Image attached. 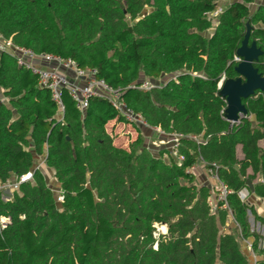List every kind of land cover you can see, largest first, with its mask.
Segmentation results:
<instances>
[{"label":"trees","instance_id":"1","mask_svg":"<svg viewBox=\"0 0 264 264\" xmlns=\"http://www.w3.org/2000/svg\"><path fill=\"white\" fill-rule=\"evenodd\" d=\"M253 1L0 0L4 39L96 69L162 136L182 135L184 157L177 162L167 146L154 155L136 125L132 142L116 143L108 125L125 119L106 98L92 97L81 112L64 90L58 119L38 77L0 53V264H252L245 240L264 264V235L250 214L264 217L239 195L264 198V93L243 99L248 113L238 123L219 94L223 78L239 76L247 22L250 42L264 51V3L251 13ZM255 66L264 75V52ZM148 80L160 83L142 88ZM201 161L230 190L215 212L210 186L190 170ZM28 172L5 200L1 186ZM158 224L167 232L156 237Z\"/></svg>","mask_w":264,"mask_h":264},{"label":"built area","instance_id":"2","mask_svg":"<svg viewBox=\"0 0 264 264\" xmlns=\"http://www.w3.org/2000/svg\"><path fill=\"white\" fill-rule=\"evenodd\" d=\"M224 4H226V1L219 2L218 7L211 12L210 16L215 18L222 11ZM2 52H6L14 56L19 66L25 67L27 70H30L32 74L38 77V84L40 87L47 88L50 91L52 100L57 105L58 119L63 118L65 110L62 96L64 90L68 91L71 98L75 101L76 107L81 112L86 110L92 97L97 96L106 98L119 112V114L124 117L126 123L133 127L136 125L141 129L146 128L152 130L153 132H157L161 136V140L165 143V146L169 148L171 155L176 159V161L180 163L184 159L183 155L179 153V145L182 135L172 134L166 135L165 137L162 136L165 134L164 131L160 127L149 126L145 122L142 114L134 111L120 97L119 89L113 88L103 79L97 77L96 69L90 67H79L73 59L63 58L59 55L36 53L32 49L16 45L11 39H4L0 35V53ZM235 60L240 62L241 58L236 55ZM223 82L224 78L219 83L220 88ZM159 83L160 82L148 80L144 81L141 87L151 89ZM2 100L3 99L0 96V103ZM242 116L243 114H241V117ZM239 120L231 123H238ZM191 138L196 141H200L198 136L192 135ZM200 168L205 171L211 181V184H209L211 188V195L208 202L212 210L215 212L221 203L223 204V207H227V196L230 193V190L228 186L219 179L216 168H206L204 162L201 161L197 165L192 166L190 170L196 173ZM31 177L32 172H28L21 177L20 181L3 184L1 188L4 191L12 192L13 188H17L19 183L29 180ZM239 195L243 201H248L249 191L247 189L240 191ZM10 198L11 196L5 200H9ZM59 200H62L61 196H59ZM8 221V218L2 217V227H5ZM155 236L159 237L156 232ZM245 241L252 250L251 242L249 240ZM254 257L256 262V256L254 255Z\"/></svg>","mask_w":264,"mask_h":264},{"label":"water","instance_id":"3","mask_svg":"<svg viewBox=\"0 0 264 264\" xmlns=\"http://www.w3.org/2000/svg\"><path fill=\"white\" fill-rule=\"evenodd\" d=\"M246 27L245 37L236 52L241 58L235 67L239 76L224 80L219 91V94L226 99L225 114L230 122H236L241 114L248 113L243 99L253 96L257 91L264 93V75L255 66L264 51L257 46L256 41L250 42L252 26L249 22L246 23ZM247 184L254 191L252 182L248 181Z\"/></svg>","mask_w":264,"mask_h":264},{"label":"rangeland","instance_id":"4","mask_svg":"<svg viewBox=\"0 0 264 264\" xmlns=\"http://www.w3.org/2000/svg\"><path fill=\"white\" fill-rule=\"evenodd\" d=\"M264 3V0H254L253 2L249 3V7L251 10V13H253L256 10L257 5ZM149 9H146L144 13L148 12ZM212 32V30L208 31L207 34H210ZM115 122L112 121L109 123L108 125V129L109 131H111V129H115L113 130V134L116 136V143L118 144H124V145H128L129 142H132V140H134V138L137 136V132L134 130V127L129 125L128 123L124 122L121 125H114ZM161 136L157 133V132H153L150 131V135L148 134L147 137L145 136V146L148 147V149L156 156H158V153L160 150L164 149L165 143L161 140ZM166 141V140H165ZM43 158H36V162H43ZM47 174V180H48V184L49 186L59 194V185L58 183L55 181L53 175L50 172H46ZM197 177L199 178L198 174ZM200 182V179H199ZM3 191V195H4V199H7L8 197L12 196V192L9 191ZM58 200H59V195H58ZM250 222H251V227L254 231L261 233L264 235V224L261 223L258 220H255L254 216L252 214H250ZM233 221L229 222V226H232ZM230 227H226V229H228ZM167 232V226L165 225H157L156 228V233L157 236L164 234ZM241 248L244 251V253L251 259V263L255 264V257H254V252H252V250L249 248L248 244L246 243V241H242L241 242Z\"/></svg>","mask_w":264,"mask_h":264},{"label":"crops","instance_id":"5","mask_svg":"<svg viewBox=\"0 0 264 264\" xmlns=\"http://www.w3.org/2000/svg\"><path fill=\"white\" fill-rule=\"evenodd\" d=\"M251 119L254 120L255 119V116L252 115L251 116ZM118 125H121V124H118ZM134 130L136 131V129H134ZM150 131H152V130L146 129V128L141 129V132L144 135V137L145 136L147 137L148 134L150 135ZM261 145L264 146V140L261 141ZM238 155L240 157L242 156V152H241V147L240 146H238ZM49 172L54 177L53 170H49ZM196 174H198L201 184H208V185L211 184V181L209 180L207 174L205 173V171L203 169H201V168L198 169L197 172H196ZM54 179L57 182V180H56L55 177H54ZM248 201H249V203H251L254 206L256 212L260 216L264 217V198H262V197H260V196H258V195H256L255 193L252 192L251 194H249Z\"/></svg>","mask_w":264,"mask_h":264}]
</instances>
